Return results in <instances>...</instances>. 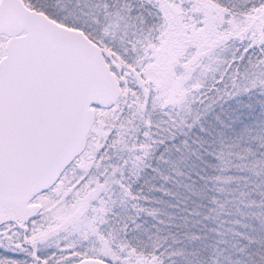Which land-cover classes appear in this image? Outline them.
Wrapping results in <instances>:
<instances>
[{"label":"snow or ice","instance_id":"6c2138e0","mask_svg":"<svg viewBox=\"0 0 264 264\" xmlns=\"http://www.w3.org/2000/svg\"><path fill=\"white\" fill-rule=\"evenodd\" d=\"M0 264H264V0H0Z\"/></svg>","mask_w":264,"mask_h":264}]
</instances>
